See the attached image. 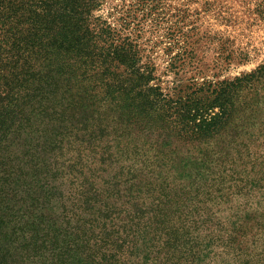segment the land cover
I'll list each match as a JSON object with an SVG mask.
<instances>
[{
    "label": "trees",
    "instance_id": "trees-1",
    "mask_svg": "<svg viewBox=\"0 0 264 264\" xmlns=\"http://www.w3.org/2000/svg\"><path fill=\"white\" fill-rule=\"evenodd\" d=\"M101 3L0 0V264L193 263L202 224L187 200L261 181L233 168L253 162L251 137L215 173L175 163L178 183L168 153L232 130L247 100L264 105V64L165 93L127 27L95 15Z\"/></svg>",
    "mask_w": 264,
    "mask_h": 264
},
{
    "label": "rangeland",
    "instance_id": "rangeland-1",
    "mask_svg": "<svg viewBox=\"0 0 264 264\" xmlns=\"http://www.w3.org/2000/svg\"><path fill=\"white\" fill-rule=\"evenodd\" d=\"M140 1L102 0L94 13L111 27H127L142 55L152 60L153 82L160 81L163 92L172 93L176 86V90L187 92L194 86L218 85L264 64V0ZM251 92L240 91L236 101ZM247 102L246 115L241 116L243 107H239L232 130L227 128L209 140L172 141L168 157L173 168L169 173L177 183L180 179L175 163L181 168L193 164L195 172L215 173L223 153H229L228 160L236 158L235 149L241 148L247 137H251L246 144L254 160L245 165L246 172L241 170V163L233 168L261 179L257 185L249 184L248 191L241 188L230 198L219 200L201 194L187 200L202 224L200 238H196L202 251L193 263L189 260L182 264H264V105ZM177 156L182 161L176 160ZM192 181L190 178L201 191L204 183L199 178ZM206 234L212 238L209 248H205L209 245Z\"/></svg>",
    "mask_w": 264,
    "mask_h": 264
}]
</instances>
